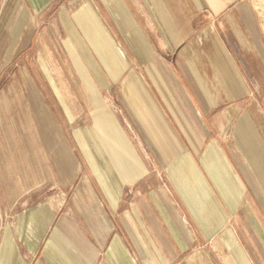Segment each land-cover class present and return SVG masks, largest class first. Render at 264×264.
Masks as SVG:
<instances>
[{
	"label": "crops",
	"instance_id": "0c3cea01",
	"mask_svg": "<svg viewBox=\"0 0 264 264\" xmlns=\"http://www.w3.org/2000/svg\"><path fill=\"white\" fill-rule=\"evenodd\" d=\"M5 76L1 207L67 196L29 264H264L255 0H0Z\"/></svg>",
	"mask_w": 264,
	"mask_h": 264
},
{
	"label": "rangeland",
	"instance_id": "374dc122",
	"mask_svg": "<svg viewBox=\"0 0 264 264\" xmlns=\"http://www.w3.org/2000/svg\"><path fill=\"white\" fill-rule=\"evenodd\" d=\"M255 1L259 7L264 9V0ZM49 33V37L54 44V49L58 48L56 32L50 31ZM8 78V76L0 78V88H5V90H7V87L9 86ZM251 101H254V98L251 97ZM255 104L257 105L258 109H260L259 103L257 104V102H255L254 105ZM226 133H228V130ZM224 145L227 147V149L232 146L229 143H225ZM64 197L67 200L66 195L63 196L61 193L58 194V192H51L49 195H47L46 199L41 202L42 205L39 207H36L37 205H32L13 211L11 214L4 211L0 203V264H29L31 262L33 252L29 248L33 249L34 246H36L35 241L39 242V237L42 236L41 234L48 224L45 217L41 218L42 210L45 212H48V210L50 211L48 213L50 215L48 220L50 223L53 219V216H55L57 213L56 209H58V207L60 209L62 204L61 201L65 200ZM52 204L55 206L57 205V208L55 207L53 209L51 207ZM6 242L7 245L11 247L12 257L7 263H4L5 259L1 257V253L3 250V245L6 244ZM1 259L3 261H1Z\"/></svg>",
	"mask_w": 264,
	"mask_h": 264
}]
</instances>
